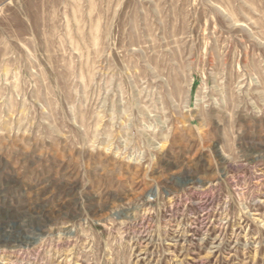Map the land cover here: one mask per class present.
<instances>
[{
	"label": "rangeland",
	"instance_id": "374dc122",
	"mask_svg": "<svg viewBox=\"0 0 264 264\" xmlns=\"http://www.w3.org/2000/svg\"><path fill=\"white\" fill-rule=\"evenodd\" d=\"M0 264H264V0H0Z\"/></svg>",
	"mask_w": 264,
	"mask_h": 264
}]
</instances>
